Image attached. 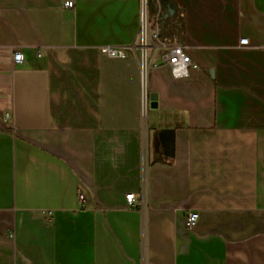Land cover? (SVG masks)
<instances>
[{
	"label": "crops",
	"instance_id": "1",
	"mask_svg": "<svg viewBox=\"0 0 264 264\" xmlns=\"http://www.w3.org/2000/svg\"><path fill=\"white\" fill-rule=\"evenodd\" d=\"M66 1L0 0V264H264V0H173L146 104L141 0Z\"/></svg>",
	"mask_w": 264,
	"mask_h": 264
},
{
	"label": "built area",
	"instance_id": "2",
	"mask_svg": "<svg viewBox=\"0 0 264 264\" xmlns=\"http://www.w3.org/2000/svg\"><path fill=\"white\" fill-rule=\"evenodd\" d=\"M64 6L69 9H74V1L67 0L64 3ZM148 0H141L140 2V28L138 34L139 40V49L141 50V54L143 56L142 61H140L141 67V83H142V95L143 101L146 104L147 102V94L145 90V82L146 75L148 70L149 58L147 55L148 50L151 49V46L148 44V41L151 40V37L148 33ZM158 32L159 29L157 28ZM164 44V43H163ZM242 45H247L248 40L242 39ZM166 45V44H165ZM155 49V48H154ZM165 52L163 53L162 59L164 62L169 64L172 67V71L174 75L178 78H183L187 76L188 71L191 67H196V64L190 57V55L185 50L183 45H168L165 47ZM102 52L105 55L110 57H123L124 53L117 48L104 47L102 48ZM40 56V55H39ZM24 62V56L19 48H11V63L12 64H22ZM7 118L10 117L8 113ZM80 200L83 201V195H80ZM126 201L130 207L135 206L136 198L133 193L126 194ZM199 214L195 210H189L186 215V226L189 230H192L197 222H198Z\"/></svg>",
	"mask_w": 264,
	"mask_h": 264
},
{
	"label": "trees",
	"instance_id": "3",
	"mask_svg": "<svg viewBox=\"0 0 264 264\" xmlns=\"http://www.w3.org/2000/svg\"><path fill=\"white\" fill-rule=\"evenodd\" d=\"M180 8L173 0H148L149 18L154 20L155 24L159 25V38L162 43L172 45L174 43L183 45V40L180 37L182 30L181 22L183 20ZM162 27L171 29L176 36L167 42L162 38Z\"/></svg>",
	"mask_w": 264,
	"mask_h": 264
},
{
	"label": "rangeland",
	"instance_id": "4",
	"mask_svg": "<svg viewBox=\"0 0 264 264\" xmlns=\"http://www.w3.org/2000/svg\"><path fill=\"white\" fill-rule=\"evenodd\" d=\"M148 22H149L148 33H149V36L151 37V40L148 41V44L151 46L150 50L152 51L158 50L164 53L165 47L168 45L163 44L159 38V32L157 30V28L159 29V25L155 24L154 20L150 19L149 17H148ZM161 31H162V38L165 39L167 42H170L171 39H175L173 37H176L172 33L171 29H169L168 27L166 29L162 27ZM139 43L140 42L138 40V45ZM139 58H140V61H142V58H143L142 54L140 55Z\"/></svg>",
	"mask_w": 264,
	"mask_h": 264
},
{
	"label": "water",
	"instance_id": "5",
	"mask_svg": "<svg viewBox=\"0 0 264 264\" xmlns=\"http://www.w3.org/2000/svg\"><path fill=\"white\" fill-rule=\"evenodd\" d=\"M155 106H156V102H154V100L151 99V107H155ZM164 133L166 135H168L167 145H166L167 148L166 149L168 151V154L170 156H172L173 155V150H174V144H173V138L171 137V134H173L174 131L173 130H166Z\"/></svg>",
	"mask_w": 264,
	"mask_h": 264
}]
</instances>
